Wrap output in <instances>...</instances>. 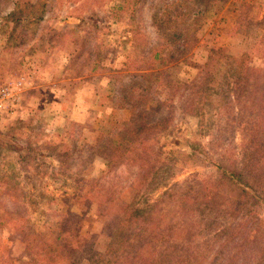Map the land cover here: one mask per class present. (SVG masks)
Returning a JSON list of instances; mask_svg holds the SVG:
<instances>
[{
	"label": "rangeland",
	"instance_id": "obj_1",
	"mask_svg": "<svg viewBox=\"0 0 264 264\" xmlns=\"http://www.w3.org/2000/svg\"><path fill=\"white\" fill-rule=\"evenodd\" d=\"M41 1L0 0L3 264H70L67 249L82 250L91 240L93 250L104 252L111 221L123 204L141 205L147 195L162 193L165 183L213 177L214 160L224 150L241 160L246 139L239 133L233 138L229 130L224 134L223 128L232 116L239 123L260 118L258 103H242L230 112L212 101L196 115L185 114L178 99L181 90L175 93L170 87L190 81L197 74L194 64L218 63V56L264 69V0H255L250 11L227 6L205 19L187 59L166 65L149 97V105L161 101L173 106L168 126L148 133L159 153L135 149L114 169L105 139L133 115L119 109L117 89L123 82L115 83L114 76L132 69L128 55L139 62L138 45L144 43L133 41L131 20L118 8L120 0H45L44 14ZM14 3L20 22L6 19ZM145 32L147 44L160 37ZM212 48L216 52L209 55ZM145 159V166L165 161L172 169L161 175L149 172L143 183L148 192L142 195L133 174ZM263 211L264 206L261 216ZM59 230L65 232L57 247Z\"/></svg>",
	"mask_w": 264,
	"mask_h": 264
},
{
	"label": "trees",
	"instance_id": "obj_2",
	"mask_svg": "<svg viewBox=\"0 0 264 264\" xmlns=\"http://www.w3.org/2000/svg\"><path fill=\"white\" fill-rule=\"evenodd\" d=\"M120 1L118 8L131 20L133 41L141 39L144 44L138 45L139 62L128 55L132 69L114 76L115 83L123 82L117 89L119 109L133 112L128 122L105 139L114 169L135 149L159 153L157 142L148 133L168 126L173 106L161 101L149 105L150 89L160 81L166 65L187 59L205 19L227 6L238 12L250 11L249 6L255 4V0ZM39 5L41 13H46V1ZM17 8L14 3L7 20H23L15 16ZM146 29L160 35L155 44L145 42ZM212 49L209 55L215 54ZM223 58L218 56V63L209 65L194 64L197 74L190 81L170 87L172 92L181 90L178 99L185 114L196 115L212 101L217 109L230 112L240 109L242 103H258V120L252 121V117L248 123H239L238 116H232L223 128L224 134L229 130L233 138L239 133L246 139L241 160L224 150L214 160L213 177L170 186L165 183L162 193L147 195L141 205L123 204L111 221L108 248L97 252L92 249V240L82 250L69 248L70 264L83 259L89 264H264V69L245 68L241 60L228 55ZM148 161L143 160L133 174L142 195L148 192H144L147 184L143 183L149 172L161 175L172 169L165 161L145 166ZM154 175L152 180L156 181ZM64 232L59 230L55 246Z\"/></svg>",
	"mask_w": 264,
	"mask_h": 264
}]
</instances>
